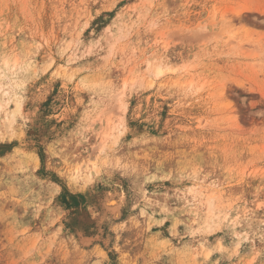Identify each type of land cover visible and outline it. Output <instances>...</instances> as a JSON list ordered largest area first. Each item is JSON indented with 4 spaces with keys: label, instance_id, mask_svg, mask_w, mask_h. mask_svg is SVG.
<instances>
[{
    "label": "rangeland",
    "instance_id": "1",
    "mask_svg": "<svg viewBox=\"0 0 264 264\" xmlns=\"http://www.w3.org/2000/svg\"><path fill=\"white\" fill-rule=\"evenodd\" d=\"M0 264H264V0H0Z\"/></svg>",
    "mask_w": 264,
    "mask_h": 264
},
{
    "label": "bare ground",
    "instance_id": "2",
    "mask_svg": "<svg viewBox=\"0 0 264 264\" xmlns=\"http://www.w3.org/2000/svg\"><path fill=\"white\" fill-rule=\"evenodd\" d=\"M158 73H160V71H159ZM109 199H110V198H109ZM109 199H108V200H109ZM113 199H114V198H113ZM116 200H117V199H116ZM108 205H109V204H108ZM114 208H115V207H114ZM113 210H114V209H113Z\"/></svg>",
    "mask_w": 264,
    "mask_h": 264
}]
</instances>
